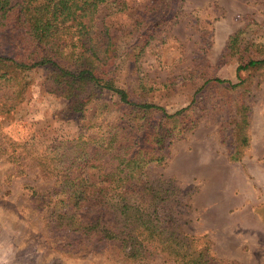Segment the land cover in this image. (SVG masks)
<instances>
[{
  "label": "rangeland",
  "instance_id": "obj_1",
  "mask_svg": "<svg viewBox=\"0 0 264 264\" xmlns=\"http://www.w3.org/2000/svg\"><path fill=\"white\" fill-rule=\"evenodd\" d=\"M115 2L95 28L114 38L107 78L132 102L179 112L174 120L161 121L160 112L137 116L150 122L140 132L146 141L163 125L170 134L165 160L144 177L171 181L187 205L179 232L206 242L215 259L264 264V65L238 70L264 58V0ZM23 37L0 32V56L30 49ZM22 77L19 101L0 87V108L12 105L0 113V264H173L129 261L111 247H63L32 200L53 184L42 160L81 133L95 137L136 117L99 90L81 112L69 111V100L47 92V69Z\"/></svg>",
  "mask_w": 264,
  "mask_h": 264
},
{
  "label": "trees",
  "instance_id": "obj_2",
  "mask_svg": "<svg viewBox=\"0 0 264 264\" xmlns=\"http://www.w3.org/2000/svg\"><path fill=\"white\" fill-rule=\"evenodd\" d=\"M115 5V0H0V32L15 30L24 36L22 46H30L13 58L0 56V87L12 89L16 101L24 92L22 75L45 68L50 73L46 85L51 83L47 92L69 100V111L81 112L99 90L114 94L124 112L136 117L110 124L95 137L81 133L70 148L57 147L40 165L53 184L33 192V204L66 248L111 247L141 263L158 258L173 264H232L211 256L206 242L179 232L187 205L170 180L144 177L149 165L165 160L170 134H164L163 125L147 137L154 142L146 141L140 132L150 122L137 116L160 112L161 121L174 120L179 112L169 115L160 106L132 102L107 78L105 69L116 57L114 38L95 28L100 11ZM262 65L264 58L248 60L238 70ZM11 109L2 106L0 113Z\"/></svg>",
  "mask_w": 264,
  "mask_h": 264
}]
</instances>
